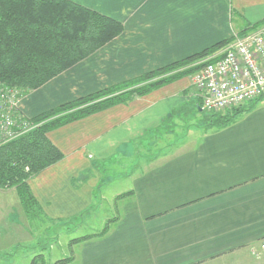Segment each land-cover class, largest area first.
I'll list each match as a JSON object with an SVG mask.
<instances>
[{
	"label": "crops",
	"instance_id": "obj_1",
	"mask_svg": "<svg viewBox=\"0 0 264 264\" xmlns=\"http://www.w3.org/2000/svg\"><path fill=\"white\" fill-rule=\"evenodd\" d=\"M71 1L115 18L123 31L28 92L19 102L27 117L183 60L264 20V0ZM189 79L47 133L63 157L27 180L36 214L57 225L65 220L68 231L80 225L95 213L97 197L104 203L97 188L108 172L125 176L124 191L132 192L118 213L110 204L108 231L78 242L66 264H215L264 241V96L225 127L191 129L182 141L156 145L181 108L201 111ZM142 148L159 151L125 168L123 159ZM25 209L15 189L0 190V255L34 239Z\"/></svg>",
	"mask_w": 264,
	"mask_h": 264
},
{
	"label": "trees",
	"instance_id": "obj_2",
	"mask_svg": "<svg viewBox=\"0 0 264 264\" xmlns=\"http://www.w3.org/2000/svg\"><path fill=\"white\" fill-rule=\"evenodd\" d=\"M263 26L264 20L247 31ZM122 31L120 21L71 0H0V83L18 91L20 97L89 56ZM227 42L216 43L183 60L62 103L33 117L24 116L31 127L38 125L0 145V188L16 187L20 202L31 213L37 204L27 180L63 157L49 140V131L112 105L145 96L197 70L199 66L172 74ZM243 111L244 108H238L225 115L215 114L211 125L225 127ZM130 194L132 192L127 191L117 198ZM114 220L115 217L111 218L101 231L76 237L71 242L102 236ZM38 259L30 264H36ZM71 261V257H65L53 264Z\"/></svg>",
	"mask_w": 264,
	"mask_h": 264
},
{
	"label": "rangeland",
	"instance_id": "obj_3",
	"mask_svg": "<svg viewBox=\"0 0 264 264\" xmlns=\"http://www.w3.org/2000/svg\"><path fill=\"white\" fill-rule=\"evenodd\" d=\"M223 46H221L217 50H220ZM200 60L201 59H196L193 62L182 66L181 68H177L176 71L172 73L176 74L178 72H183L188 68L199 66L197 70L190 71L189 74L186 73L185 75L179 78H190V90L192 93L195 92L192 85V77L200 69ZM26 94L27 93L22 94L20 97H18V108L20 100ZM182 109L183 108H181L180 114L173 118V121L170 119V124L166 125L169 129V133H162L161 136L156 139V145H164L177 141H182L191 129H214L215 127L211 125V119L214 117L213 115H225L228 113V111H198L195 108H193V110L189 112H185ZM26 124V129L23 128L22 131H20L14 138H4V141L1 142L0 145L8 143L9 141L21 136L22 134H25L27 131L38 125L37 123L33 127H31L30 123L27 122ZM147 149L142 148L139 152H137V150L133 151L130 157L123 159V163L125 164L124 167L127 168L130 164L132 165L135 159L141 160L143 157H145L144 155L147 154L152 156L158 153L157 151H159L155 148H149L148 150ZM119 158V156H116V159ZM118 169L119 171H122L123 168L121 166ZM108 170L111 171L112 169ZM117 172L116 174L110 172H108L107 174H103V177H101V181L98 184L97 190L99 189L98 192L101 191L100 193L104 194V203L101 204V197H97V201L94 203L95 205H93V207L95 208V213L92 212L91 215H86L84 218L82 217V219L79 220V224H81L72 227V229L69 231L66 229V225H62V221L65 220H61L60 225H57L60 220H52L48 222V220L45 219L43 215L38 213L36 214L34 208L31 213H29L25 209L26 220H24L27 222V224H29V227L34 229V239L32 240V242H30L29 246L22 245L20 248L14 249L6 248L7 251L4 254L0 255V264H30L33 259L37 258L39 259L36 264H53L57 260L65 257H71L72 259H74L76 253L75 245L78 242L73 243L71 242L72 239L76 238L75 236L77 235L78 237H81L85 235H92L101 231L102 228L107 224V222L111 218H113V216L109 218V215L111 214V211L109 214V210H111L110 204L114 202L113 209L115 208V212L118 213L120 206L125 202L122 198H117V196L125 192L124 190L128 188L129 183L128 180L125 179V176L117 174ZM109 174L110 176H113V178H110L109 181H107L106 176ZM13 189H15L16 191V187L0 188V190L4 191H10ZM98 203L101 204L99 209L95 207ZM21 206H23L22 203ZM106 218L107 220H105ZM215 264H264V241L260 242L259 244L253 247L243 249L231 256L230 258H227L224 261H219Z\"/></svg>",
	"mask_w": 264,
	"mask_h": 264
},
{
	"label": "built area",
	"instance_id": "obj_4",
	"mask_svg": "<svg viewBox=\"0 0 264 264\" xmlns=\"http://www.w3.org/2000/svg\"><path fill=\"white\" fill-rule=\"evenodd\" d=\"M192 77L201 110L226 112L264 96V28L234 33L220 49L200 60ZM19 93L0 83V143L26 129Z\"/></svg>",
	"mask_w": 264,
	"mask_h": 264
}]
</instances>
